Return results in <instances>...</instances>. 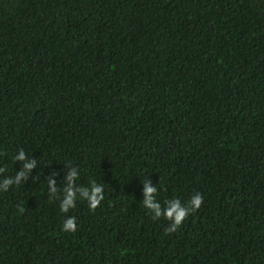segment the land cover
<instances>
[{
	"label": "trees",
	"instance_id": "1",
	"mask_svg": "<svg viewBox=\"0 0 264 264\" xmlns=\"http://www.w3.org/2000/svg\"><path fill=\"white\" fill-rule=\"evenodd\" d=\"M20 148L0 264H264V0H0V182ZM145 180L203 202L166 231Z\"/></svg>",
	"mask_w": 264,
	"mask_h": 264
},
{
	"label": "clouds",
	"instance_id": "2",
	"mask_svg": "<svg viewBox=\"0 0 264 264\" xmlns=\"http://www.w3.org/2000/svg\"><path fill=\"white\" fill-rule=\"evenodd\" d=\"M14 159L20 160L22 162V168L16 172L15 179L5 176L2 182H0V188L8 189L12 184L19 185L21 179H26L29 171L35 167L36 161L29 159L26 156L25 150L20 148ZM4 169L0 168V173H3ZM78 175V172L73 168L66 176L67 186L62 189L63 200L60 203V211L67 213L70 208H75L77 201L81 197L87 198V204L90 209H95L104 198L103 184L97 183L95 180H89V186L87 188L81 187L79 184L73 187V180ZM144 199L143 207L147 209L151 214L152 218L159 219L161 216L171 221V225L166 231H175L185 220V218L191 213L196 211L202 204L203 199L199 192L191 197V199L186 203H182L180 199L173 198L166 200L163 204L156 199L155 194L158 189L156 185H153L149 180L144 182ZM47 186L49 192L55 195L57 188L55 187V181L49 179L47 181ZM77 191L80 192V197L77 196ZM76 217L68 216L63 223V231L74 232L76 230Z\"/></svg>",
	"mask_w": 264,
	"mask_h": 264
}]
</instances>
